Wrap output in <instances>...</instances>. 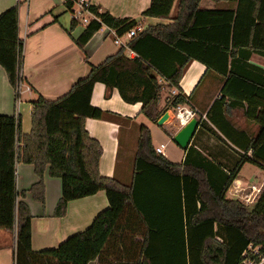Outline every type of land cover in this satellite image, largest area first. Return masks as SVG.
<instances>
[{
	"label": "trees",
	"instance_id": "16d2710c",
	"mask_svg": "<svg viewBox=\"0 0 264 264\" xmlns=\"http://www.w3.org/2000/svg\"><path fill=\"white\" fill-rule=\"evenodd\" d=\"M174 1L150 0L142 16L168 18ZM198 2L179 0L172 23L149 26L131 38L127 48L133 57L121 47L100 64H90L89 73L66 94L31 100L29 133L20 132L18 116L0 115V229L15 231L13 264H243L260 259L250 248L264 255V187L251 205L226 197L243 163L264 169V71L257 70L261 73L255 78L240 63L250 51L264 55V0H237L234 10L200 9ZM65 5L71 9L73 3L65 0ZM89 8L96 18L74 40L80 49L102 26L121 36L138 23L99 11V6ZM78 21L73 18L70 28ZM17 32L18 8L13 6L0 13V66L16 99L23 60ZM192 60L226 76L222 91L229 98L244 99L249 106L252 98H262L257 111L254 101L259 126L245 154L229 174L191 147L181 163H173L155 154L150 131L142 125L130 184L101 176V145L84 126L86 118L105 115L90 102L94 84L105 86L106 97L116 89L124 102H139L140 112L156 122L168 109L186 103L179 81ZM166 86L177 94L168 95L158 108ZM16 161L33 165L38 181L29 191L41 204L46 167L50 176L60 178L56 217L65 214L69 201L100 190L109 205L84 231L55 248L33 251L31 214L17 201Z\"/></svg>",
	"mask_w": 264,
	"mask_h": 264
},
{
	"label": "crops",
	"instance_id": "0c3cea01",
	"mask_svg": "<svg viewBox=\"0 0 264 264\" xmlns=\"http://www.w3.org/2000/svg\"><path fill=\"white\" fill-rule=\"evenodd\" d=\"M85 1L90 5L99 6V11H107L112 16L135 19L138 22L136 25H139L142 31L156 24L172 23L179 4V0H175L169 17L163 19L142 16L150 0ZM13 6L18 8L17 35L22 42L23 55L21 74L30 86V91L22 92L16 99L15 91L0 66V115L18 116L22 134L31 130L30 101L38 95L54 100L66 94L78 79L89 73L90 64H100L121 47L125 48L127 56H134L127 48L130 39L121 35L120 43H116L118 34L107 26H102L96 31L83 49H80L74 40L87 24L78 21V24L70 28L72 11L77 7L73 5L71 9L67 8L65 0H0V13ZM236 7L237 0L198 2L200 9L234 10ZM240 63L244 65L243 71L255 78H259L261 73L257 70L264 71V55L257 51H250L247 59H240ZM261 80L264 81V74ZM225 81L226 76L207 69L197 60H192L185 66L179 81V90L187 98L185 105L206 114V120L198 119L197 128L186 149H182L173 140L181 127L171 116L170 120L162 125H158L157 121L151 122L140 112L139 102H124L116 89L111 90L106 97L105 86L100 82L95 83L90 102L103 110L105 115L100 119L86 118L84 126L102 148L99 159L100 175L114 178L125 185L130 184L142 125L149 129L154 149L160 144L165 145L163 153H155L156 155H161L173 163H181L187 149L191 147L211 163L218 165L224 173L229 174L241 155L245 154L249 140L257 134L259 125L252 114L254 101L258 103L263 100L252 98L253 104L249 106L248 101L244 99L229 98L222 91ZM171 89L164 87L158 108L164 106L165 93H169ZM259 108L258 103L255 110ZM155 131H161L162 134ZM164 135L168 136L171 142H164ZM250 154L251 151L246 152L247 156ZM249 165L253 174L245 176L243 169ZM47 167L43 174L44 202L41 204L29 191L38 181L33 165L21 161H16L15 165L17 201H23L31 214L33 251L55 248L68 237L84 231L109 205L105 191L100 190L93 195L69 201L65 214L56 217L54 209L62 194V183L60 178L48 174ZM260 170L262 172H259ZM232 182L243 188L256 186L261 191L264 187V169L245 162ZM21 192H24V195ZM254 202L255 200L250 204ZM14 246L15 231L0 229V264H13Z\"/></svg>",
	"mask_w": 264,
	"mask_h": 264
},
{
	"label": "built area",
	"instance_id": "2783aa9c",
	"mask_svg": "<svg viewBox=\"0 0 264 264\" xmlns=\"http://www.w3.org/2000/svg\"><path fill=\"white\" fill-rule=\"evenodd\" d=\"M72 1L73 5L77 8L72 11L73 18L81 21L83 24H88L91 19H95V14L91 12L90 10V4L85 0H70ZM142 31V28L139 25H136L132 29L128 30L126 33L123 34V36H126L128 39H131L135 37L138 33ZM19 39V37H18ZM20 40V39H19ZM21 41V40H20ZM116 43H120V36L116 35L115 38ZM22 43V42H21ZM20 81L17 83L16 92L18 96L22 94L24 91H30V86L24 81L21 70H20ZM166 96L168 95H175L177 94V89L172 88L169 93H165ZM162 95V94H161ZM170 112V116L172 119L181 127L185 125L190 119L197 118L200 120H206V114L199 112L196 108H191L186 106L185 104L177 105L176 107L172 109H168ZM18 145V143H17ZM164 144H160L158 147L155 148L156 154H162L164 149ZM246 190H249V192H246ZM260 188H257L256 186H250L247 188H243L239 186L237 183L232 182L231 186L227 189V193H229L231 196L239 197L245 204H250L254 200H256L257 194L260 193ZM250 251L256 255L258 254L260 256L259 261L254 260H244L243 264H264L262 260H264V255H260L257 248H250Z\"/></svg>",
	"mask_w": 264,
	"mask_h": 264
},
{
	"label": "water",
	"instance_id": "95a60500",
	"mask_svg": "<svg viewBox=\"0 0 264 264\" xmlns=\"http://www.w3.org/2000/svg\"><path fill=\"white\" fill-rule=\"evenodd\" d=\"M170 120V112L165 111L157 120L158 125H162L164 122ZM198 119L192 118L185 125L175 133L173 140L175 143L180 146L182 149H186L189 145V142L197 128Z\"/></svg>",
	"mask_w": 264,
	"mask_h": 264
},
{
	"label": "rangeland",
	"instance_id": "374dc122",
	"mask_svg": "<svg viewBox=\"0 0 264 264\" xmlns=\"http://www.w3.org/2000/svg\"><path fill=\"white\" fill-rule=\"evenodd\" d=\"M125 39V38H124ZM123 39V40H124ZM156 130V129H155ZM155 132H157V134H162L161 133V131H155ZM165 136V138L166 139H164V142H167V144H168V142H171V140L169 139V137L168 136H166V135H164ZM259 172H262L261 170L259 171ZM253 174V172H252V167L249 165V166H247V167H245L244 169H243V175H252ZM231 186V185H230ZM240 186V185H239ZM226 197L227 198H233V199H239L240 201H242L239 197L237 198V197H234V196H231L229 193H227L226 194ZM243 202V201H242ZM244 203V202H243ZM248 205H251V204H248ZM262 262L264 263V260H262Z\"/></svg>",
	"mask_w": 264,
	"mask_h": 264
}]
</instances>
